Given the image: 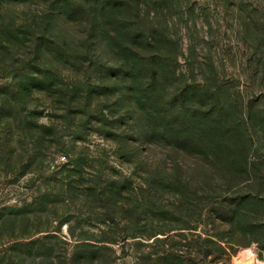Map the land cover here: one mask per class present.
I'll list each match as a JSON object with an SVG mask.
<instances>
[{"label": "rangeland", "instance_id": "1", "mask_svg": "<svg viewBox=\"0 0 264 264\" xmlns=\"http://www.w3.org/2000/svg\"><path fill=\"white\" fill-rule=\"evenodd\" d=\"M186 9L185 29L175 28L174 97L184 90L186 100L207 102L221 144L205 149L190 141L188 153L171 151L172 170L165 165L158 172L172 173L178 184L172 188L185 195L200 184L215 189L216 201H201L205 208L196 229L152 233L173 224L161 212L167 209L148 206L156 199L152 191L139 210L109 202L110 212L116 210L109 232L99 214L105 207L86 190L85 180L111 176L115 183L139 185L140 200L147 189L141 182L160 180L152 175L158 158L145 160L139 147L134 155L128 147L119 155L104 136L109 123L102 108L118 113L124 106L112 93L89 111L95 120L80 128L76 117L59 109L68 106L64 93L24 91L28 70L0 55V264H245L247 252L254 264H264V0H186ZM72 59L56 63L70 71L60 62ZM12 68H19L18 78L9 73ZM65 154L81 159L83 175L66 171ZM160 182V201L168 204L175 194L168 192L169 182ZM107 236L114 242H102Z\"/></svg>", "mask_w": 264, "mask_h": 264}, {"label": "trees", "instance_id": "2", "mask_svg": "<svg viewBox=\"0 0 264 264\" xmlns=\"http://www.w3.org/2000/svg\"><path fill=\"white\" fill-rule=\"evenodd\" d=\"M15 6L21 10L18 16L10 9ZM0 12V55L5 63L9 60L28 70L26 81L32 86L27 85L24 91L64 93L68 106H59V109L68 111L73 119L76 117L80 128L95 120L89 111L94 113L96 104L106 101L112 93L124 106L118 113L102 108L101 116L109 123L104 136L114 141L119 155L125 153V147L134 155L139 147L145 153V160L153 157L149 162H154L158 158L157 163H153L157 168L153 174L148 170L145 173L160 180L141 182L147 189L141 192L140 200L139 185L135 187L126 181L125 184L123 181L115 183L109 179L111 176L97 175L91 182L85 180L86 190L105 207L99 213L105 216L103 226L109 232L114 230L116 210L110 212L109 202L121 204L122 210L125 206L139 210V203L147 205L144 194L151 196L153 191L156 199L149 200L148 206L154 210L167 209L161 212L169 215L168 220L173 224L156 226V231L151 228L152 233L179 227L196 229L205 208L201 201L208 199L207 205L216 201L211 200L217 199L212 195L215 189L210 186L201 189L200 184L185 195L172 188L173 184L178 185L172 173L159 175L158 172L165 165L167 171L172 170L168 165L172 164L171 151L180 149L188 153L185 147L191 145L190 141L205 149L221 144V128L216 133L215 117L211 119L212 113L207 110L209 104L186 100L184 90L176 98L173 93L175 28L186 27V0H0ZM71 48L76 54L75 60L71 57ZM62 59L73 60L69 64L60 62L71 72L59 68L56 61ZM18 71L19 68H12L9 73L18 78ZM90 87L95 90L94 98ZM176 100L180 105L179 113L174 112ZM201 154L205 157L208 152ZM65 155L69 167L66 171L83 175L81 159ZM160 181L169 182L168 192L175 194L169 196L168 204L160 201L163 190ZM135 203L137 205L130 207ZM215 207L207 209L215 212ZM146 211L141 210L139 215L145 216ZM124 219L130 221L128 216H123ZM126 234L124 227L123 235ZM114 240L107 236L102 242L113 243Z\"/></svg>", "mask_w": 264, "mask_h": 264}, {"label": "bare ground", "instance_id": "3", "mask_svg": "<svg viewBox=\"0 0 264 264\" xmlns=\"http://www.w3.org/2000/svg\"><path fill=\"white\" fill-rule=\"evenodd\" d=\"M254 257L252 253H248L244 255V257L241 258V261L245 264H254Z\"/></svg>", "mask_w": 264, "mask_h": 264}]
</instances>
